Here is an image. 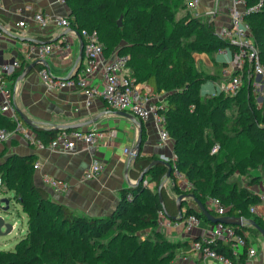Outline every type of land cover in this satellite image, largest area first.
<instances>
[{
	"label": "trees",
	"instance_id": "1",
	"mask_svg": "<svg viewBox=\"0 0 264 264\" xmlns=\"http://www.w3.org/2000/svg\"><path fill=\"white\" fill-rule=\"evenodd\" d=\"M257 1L248 0V3L252 5ZM262 1L261 9L247 15L246 20L264 61ZM64 2L69 8L67 18L70 27L79 32L83 28L96 30L104 52L106 46L111 47L115 40L125 39L126 43L116 48L115 52L128 55L127 66L136 82L147 83L154 92L165 93L167 105L162 114L165 128L166 124L171 127L169 135L174 142V162L191 183L188 190H182L171 178L177 195L192 194L205 207L208 198L216 197L227 207L224 215L241 217L245 221L252 219L264 228L261 217L250 211V207L261 200L260 196L253 194L247 186L226 185L231 157L229 154L218 156L215 154L217 151L211 153L212 147L204 135L207 126H226L225 108L231 104L236 108L241 123L237 136L250 138L264 146V116L260 119L258 115V110L264 112V103L257 107L247 88L235 96L218 94L212 98H219L217 100H200L196 87L204 76L195 68L194 54L230 47L225 40L216 36L213 20L210 17L202 19L203 16H191L188 10L184 17L176 18L175 9L180 2L183 4L182 0ZM120 16L125 21L118 26ZM110 28L117 31L115 38L109 37ZM23 68L22 63L14 73L3 76V79H15ZM32 69L41 68L36 65ZM15 123L16 120L0 112V128L11 130ZM29 127L34 137L44 143L51 141L59 131L58 128H42L32 124ZM144 137L142 130L129 172L134 179L157 158L141 155ZM253 159L263 163L264 155L255 153ZM33 162L32 157L18 154H10L0 161V190L2 193L13 192V198L26 217L24 235L15 243L14 249L0 250V264H171L179 244L157 238L160 233L158 210H163L171 220L195 213L209 222L200 211L189 205L178 212L175 198L170 197L162 185L167 170L163 163L152 165L138 183L122 189L116 208L111 213L93 217L76 214L67 205L53 201L45 189L35 185ZM167 162L171 167L172 160ZM221 167L226 173H220ZM146 177L154 189L143 184ZM255 182L257 179L254 178L249 184ZM159 185L162 188L158 192ZM239 227L260 234L247 222ZM148 228L157 236L154 242L150 238H142L139 233ZM199 238L197 236L193 240ZM210 247L229 257L233 264L243 262V253L235 261L230 248L219 241L210 244Z\"/></svg>",
	"mask_w": 264,
	"mask_h": 264
},
{
	"label": "crops",
	"instance_id": "2",
	"mask_svg": "<svg viewBox=\"0 0 264 264\" xmlns=\"http://www.w3.org/2000/svg\"><path fill=\"white\" fill-rule=\"evenodd\" d=\"M229 1L200 0L199 8L203 16L210 17L213 22L216 19L215 23L219 27L227 20L226 7ZM37 11L46 14V25L41 26L34 21L33 16ZM68 15L69 8L61 0H1L0 25L5 31L0 29V66L17 59L20 64H24V70L28 65L40 59L29 56L31 46L41 45L36 42L58 43L51 53L42 58L45 64L39 62L34 66L38 65L40 68L47 69L50 74L62 78L70 73H77L84 64V57L80 50L82 38L79 30L70 25L60 26L55 22L56 18ZM18 21H24L25 26L17 25ZM114 52L115 50L110 53L104 52V55L110 58ZM213 54L219 59L220 71H222L223 59L215 52ZM23 70L15 79H4L5 86L3 91L0 90V106L5 99H9L14 117L20 122L23 121L18 111L30 120V124L42 128L76 125L75 129L97 130L102 133L96 144L86 146L77 142L70 150L38 148L29 144L20 132L13 133L8 139L0 141V147L6 149L7 156L10 154L28 156L34 159L33 164L38 163L39 167L32 170L33 182L45 189L53 201L67 205L79 215L99 217L111 213L116 208L120 191L135 184L137 179L129 175L132 163L128 165L126 171L128 156L124 154L123 148H133L140 141L142 130L145 136L141 144L142 156H156V159L166 161L174 158L173 140L161 143L151 118L139 120L129 112H127L129 115L118 114V111L109 109L98 95L92 96L88 102L86 94L80 88L50 90L40 78L39 70L31 69L20 78ZM101 83L97 74L89 79L91 86L101 88ZM137 83L156 100L164 95L163 92H154L147 83ZM213 86L214 92L215 85ZM0 112L7 116L10 114V112L8 114ZM23 123L22 126L26 130L31 129L30 124ZM94 161L104 165L103 171L93 179L84 180L83 172ZM45 175L66 182L67 188L61 192H55L44 183L43 176ZM165 183L172 185L171 178H166ZM167 194L176 198V195L172 196L168 192ZM185 200L187 204L183 203L182 211L187 205L197 208L192 200L189 198ZM258 203L254 204L256 210L262 212L264 204L259 205ZM211 224L202 220L199 226L190 230H183L180 226L172 229L165 228L171 235L183 238V241L169 239L179 244L172 264H193L201 259L199 254L192 249L191 244L195 237L206 233ZM248 245L254 247L250 243ZM234 259L238 261L239 256L234 255ZM203 261L205 264H221L215 258H206ZM241 264H264V247L259 251L256 250L253 256H249L247 251L243 252Z\"/></svg>",
	"mask_w": 264,
	"mask_h": 264
},
{
	"label": "built area",
	"instance_id": "3",
	"mask_svg": "<svg viewBox=\"0 0 264 264\" xmlns=\"http://www.w3.org/2000/svg\"><path fill=\"white\" fill-rule=\"evenodd\" d=\"M64 1V0H61ZM185 8L190 12L191 16L202 17L200 11V0H182ZM1 3V0H0ZM262 7V0H258L255 4H249L248 0H230L226 7L227 20L215 29L217 37L225 40L230 47H220L215 51V54L223 59L221 71V79L214 83L215 91L212 96L224 94L228 96L237 95L243 88H247L249 94L253 98L257 107H261L264 103V61L258 52V49L253 41L250 24L246 20V16L252 12H257ZM33 19L39 25L44 26L47 22V16L42 11H37ZM57 25L69 26L67 17H58L55 19ZM17 25L24 27V21H18ZM80 36L82 38V54L84 64L77 73L69 78L57 77L45 69L39 70V76L50 90H61L65 88H80L89 99L98 95L101 97L106 106L111 110L125 111L133 114L139 120L151 118L159 141L162 143L170 140L168 130L165 128V119L162 114V107L157 104L151 94L142 89L139 83L136 82L130 68L127 66L128 55L114 52L110 58L104 55L103 45L99 40V36L94 29H81ZM58 43H45L41 45H33L30 48V58H44L45 55L51 53ZM20 66V61L13 59L10 62L0 66V90L3 91L5 80L3 76H8L14 73L16 68ZM94 74H97L101 79V88L91 86L89 79ZM86 102V104H89ZM0 111L9 113L8 116L16 120L13 129L5 127L0 128V141L9 138L13 133L20 132L24 135L29 144L35 145L38 148H64L73 149L77 142L86 146L94 145L98 142L102 133L97 130L82 131L79 129L59 130L54 138L44 143L34 137V132L31 129L26 130L21 122L14 117L13 107L9 99H5L0 106ZM218 150L217 146L211 148V153ZM124 154L127 158L135 156L133 148L124 147ZM175 157V156H174ZM37 162L33 164V168H38ZM104 169L101 162L94 161L83 172L84 180L93 179L98 176ZM171 176L176 181V184L182 190L189 189L191 183L179 171L174 158L171 163ZM43 181L50 186L55 192H61L67 188V183L56 179L52 176H43ZM173 184V180L171 179ZM143 184L147 185L146 180ZM2 179L0 177V187ZM260 195V199H262ZM264 204V203H263ZM207 209L216 217L224 216L227 207L221 204L216 197L207 199ZM198 211V210H196ZM250 211L261 217L264 221V209L262 212L256 210L255 205L250 207ZM199 212V211H198ZM157 219L159 227L173 228L176 226L182 227L183 230H190L200 225L203 220L197 214L191 213L184 218L171 220L167 218L163 210H158ZM219 241L222 245L230 248L235 256H239L244 251H247L249 256L256 254L254 247L248 246L246 231L240 229L237 225L225 224L216 222L211 224V227L206 233L200 235L198 240L192 242L191 247L195 250L201 259L193 264H205L204 259L215 258L221 264H233V261L223 253L216 252L210 247V244Z\"/></svg>",
	"mask_w": 264,
	"mask_h": 264
},
{
	"label": "rangeland",
	"instance_id": "4",
	"mask_svg": "<svg viewBox=\"0 0 264 264\" xmlns=\"http://www.w3.org/2000/svg\"><path fill=\"white\" fill-rule=\"evenodd\" d=\"M186 14H188L187 9L185 8V6H183L182 2H180V4L175 9V16L176 18H181L184 17ZM206 18V16L202 17V19ZM215 20L214 25L215 29H217L218 26L216 25ZM120 21L122 24L125 20L120 17ZM109 32V37L115 38L117 31L110 28ZM105 43L106 42H104V45ZM125 43V39L119 38L117 41L115 40L114 44L111 47H107L105 45L107 48L106 52H113L116 48L121 45H124ZM213 53L214 52L207 53L203 51L194 54L195 68L196 70L200 71L204 76L203 80L200 81V83H198L196 87L198 95L200 96V100L202 102L207 99H219H212V92L214 90L213 85L216 81L219 80L221 76L219 59L216 58ZM163 94L164 95L160 97L159 100H157V104L164 109L167 105V101L164 99V92ZM225 113L227 115V124L225 127L218 128L213 126H207L204 130V135L208 140L210 148L213 146L218 147V150L215 154L218 156H222L223 154H229L231 157V169L226 173L225 169L221 167L220 173L224 172L228 174L226 180L227 186H231L233 184L237 187L247 186V188L253 194H259L264 197V162L259 163L254 161L253 159L255 153H262L264 155V146L259 144L258 142L251 141L250 138L237 136L240 131L241 123L238 121V114L236 108L233 105H227V107L225 108ZM258 115L259 118L262 119L264 116V112L258 110ZM166 126L169 134L171 135V127H169L168 124H166ZM3 145H5V143H3ZM0 154V161H4L7 156L6 149L4 147H0ZM254 178L257 179V182L249 184ZM165 179L162 182L163 187L169 194H171L172 196L176 195L177 197L179 194L177 195L176 191L173 190V184L170 185L168 183L166 185ZM144 180H146L148 187L154 189L153 184L147 181V177ZM184 189L188 190L187 188ZM8 196H10L8 214H3L2 212H0V214L2 213L5 217V220L12 223V225L14 224V226L8 234L0 235V250L14 249L15 243L22 237V235H24L26 231V217L21 211L19 203L13 198V192L9 191L8 193H2L0 190V198H8ZM262 203H264V198H262L258 204L260 205ZM184 204H187L186 200L184 201ZM196 207V210L200 211L197 205ZM158 231H160L159 237L155 236V234H153L149 228L145 230L143 229L139 231V233L142 234V238H150V240L153 242L155 240V237H157L158 239H164L166 241H169V239L172 241L175 239L183 241L182 237H179L178 235H171V233L167 232L165 228L160 227ZM246 237L248 239V242L252 244L257 251H259L260 248L264 247L263 237L260 234L255 233L252 229L247 230Z\"/></svg>",
	"mask_w": 264,
	"mask_h": 264
},
{
	"label": "water",
	"instance_id": "5",
	"mask_svg": "<svg viewBox=\"0 0 264 264\" xmlns=\"http://www.w3.org/2000/svg\"><path fill=\"white\" fill-rule=\"evenodd\" d=\"M121 17V16H120ZM120 17L117 19V25L120 26L121 25V21H120ZM0 29L5 31L3 26L0 25ZM36 42V41H35ZM36 43H39V44H43L44 42H36ZM81 48L80 50H82V43H81ZM80 56H81V53H80ZM44 63L45 64V61L42 60V59H38L36 60L35 62L31 63L30 65H28L22 72L21 77H23L24 75H26L31 69L32 67L37 64V63ZM71 75H73V73H70L68 76H66L65 78H69ZM18 111V110H17ZM19 115H20V118L23 122L27 123V124H30V120H28V118H26L22 113H20L18 111ZM118 114H121V115H129L127 112L125 111H118ZM76 125H68V126H63V127H59L58 129L59 130H67V129H75ZM138 146H139V142H137L133 149L135 151V153H137V150H138ZM136 155V154H135ZM134 157L133 156L132 158H128L127 159V162H126V171H127V168H128V165L134 160ZM163 163L166 167H167V170H166V173H165V177L166 178H169L170 176V173H171V167L169 165V163L166 161V160H162V159H156V160H153L152 162H150L148 164V166L146 168H144L139 176L137 177V179L135 180V183H138L144 176L145 174L147 173L148 169L156 164V163ZM162 188V185H159L158 188H157V191L159 192L160 189ZM159 197H160V194H159ZM187 197H190L193 199V202L198 206L200 212L202 213V215L210 222V223H216V222H223L225 224H230V225H237V226H241L243 225L245 222H247L249 225L253 226L254 228H256L258 230V232L260 233V235L263 237L264 239V228L260 227L258 224L255 223L254 220L250 219V220H243L241 217H237V216H229V215H224V216H219V217H216L214 216L213 214L210 213V211L199 201L197 200L196 198H194L192 196V194H180L178 195L176 198H175V202H176V206H177V210L178 212L180 213L181 211V204H182V201L184 199H186ZM8 208H9V199L6 198V197H1L0 198V212H2L3 214H8ZM0 214V235H6L8 234L12 229H13V225L12 223H10L9 221H6L5 220V217L3 214Z\"/></svg>",
	"mask_w": 264,
	"mask_h": 264
}]
</instances>
